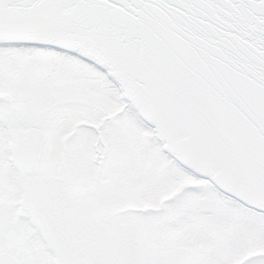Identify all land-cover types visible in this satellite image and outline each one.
Here are the masks:
<instances>
[{"label":"snow or ice","instance_id":"snow-or-ice-1","mask_svg":"<svg viewBox=\"0 0 264 264\" xmlns=\"http://www.w3.org/2000/svg\"><path fill=\"white\" fill-rule=\"evenodd\" d=\"M0 264H264V0H0Z\"/></svg>","mask_w":264,"mask_h":264}]
</instances>
